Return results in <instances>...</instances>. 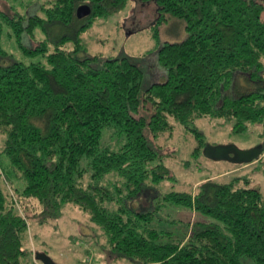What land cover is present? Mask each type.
Segmentation results:
<instances>
[{"label":"trees","instance_id":"16d2710c","mask_svg":"<svg viewBox=\"0 0 264 264\" xmlns=\"http://www.w3.org/2000/svg\"><path fill=\"white\" fill-rule=\"evenodd\" d=\"M130 1L155 11L150 31L164 76L150 85L135 58L92 56L82 41ZM80 6L90 15L78 19ZM263 15L262 0H45L30 14L0 9V264H41L25 246L30 222L46 226L71 207L110 260L264 264L260 191L207 178L195 192H163L176 179L156 145L178 126L195 140L197 159L206 145L200 119L224 120L233 134L264 127ZM169 20L184 38L161 42ZM5 30L22 54L43 60L7 53ZM236 75L245 90L238 95Z\"/></svg>","mask_w":264,"mask_h":264},{"label":"rangeland","instance_id":"374dc122","mask_svg":"<svg viewBox=\"0 0 264 264\" xmlns=\"http://www.w3.org/2000/svg\"><path fill=\"white\" fill-rule=\"evenodd\" d=\"M44 1L0 0V9L4 12L12 10L30 14L34 13ZM154 20L153 6L130 1L123 10L111 17L97 19L82 35V41L87 47L88 54L92 56L135 58L144 71L145 85H150L164 76V71L157 63L156 52H154L156 41L150 31ZM8 33L9 31L5 30L2 39L3 49L7 53L13 54L17 60L26 64L43 60L41 56L32 57L22 54L16 49L14 39ZM33 34L36 41L44 39L39 29H35ZM159 34L161 42H173L184 38L183 26L170 20L159 28ZM22 43L27 47H29L28 44L31 45L24 37ZM67 48H70V45ZM242 79V75L234 77L232 90L235 95L245 91L240 86ZM252 86L254 87V85L246 87L252 88ZM195 125L203 134L206 145L211 147L234 146L239 150H250L262 145L259 160L250 164L236 165L227 160L207 159L203 152L199 158L194 159L190 154L196 145L195 140L185 129L176 126L171 136L164 135L156 143L161 154L167 156L164 165L176 179L174 183L161 184V191L195 192L199 182L207 178L220 183L238 178L237 187L257 189L264 200V127L250 125L247 131L233 134L230 131V124L221 119L203 118L196 121ZM2 143L3 136L0 135V148ZM105 143L113 144L107 139ZM0 158L2 162L5 161L3 155ZM145 198L148 196L145 195ZM69 206L71 205H67ZM94 232L87 218L76 208L71 207L63 211L58 221H53L46 226H40L34 221L30 222L28 241L25 246L33 253L47 254L57 264H83L87 260H90L88 264H131L125 260H110L100 248V243L103 241L101 239H99L102 241H99L100 243L96 241Z\"/></svg>","mask_w":264,"mask_h":264},{"label":"water","instance_id":"95a60500","mask_svg":"<svg viewBox=\"0 0 264 264\" xmlns=\"http://www.w3.org/2000/svg\"><path fill=\"white\" fill-rule=\"evenodd\" d=\"M90 15L88 6H80L76 11L78 19H82ZM262 145L254 147L250 150H239L234 146H216L211 147L205 145L202 149L205 158L210 160H227L236 165L250 164L259 160L262 153ZM232 155V156H231ZM34 259L41 264H57L53 262L45 253H35Z\"/></svg>","mask_w":264,"mask_h":264},{"label":"built area","instance_id":"2783aa9c","mask_svg":"<svg viewBox=\"0 0 264 264\" xmlns=\"http://www.w3.org/2000/svg\"><path fill=\"white\" fill-rule=\"evenodd\" d=\"M90 261V260H89ZM88 260L86 261V262H84L83 264H88V262H89Z\"/></svg>","mask_w":264,"mask_h":264},{"label":"flooded vegetation","instance_id":"af4514ba","mask_svg":"<svg viewBox=\"0 0 264 264\" xmlns=\"http://www.w3.org/2000/svg\"><path fill=\"white\" fill-rule=\"evenodd\" d=\"M232 156V155H231Z\"/></svg>","mask_w":264,"mask_h":264}]
</instances>
